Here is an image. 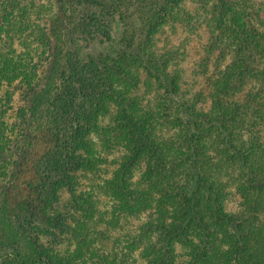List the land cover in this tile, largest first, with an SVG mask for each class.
I'll list each match as a JSON object with an SVG mask.
<instances>
[{
	"label": "trees",
	"instance_id": "obj_1",
	"mask_svg": "<svg viewBox=\"0 0 264 264\" xmlns=\"http://www.w3.org/2000/svg\"><path fill=\"white\" fill-rule=\"evenodd\" d=\"M185 1H68L75 11L70 28L73 47L65 54L59 87L47 101L45 122L0 198V264H95L91 254L61 258L50 252L36 223L52 236L70 230L67 214L49 212L61 188L71 192L75 208L91 213L87 194L76 192L73 173L95 164L97 149L90 132H96L104 148L111 147L106 136L111 130L97 123L110 103L118 108L114 129L128 156L106 181V193L117 200L121 213L155 209L130 236L124 254L138 248L147 264H176L179 243L189 257L185 264H264V149L251 135V106L227 100L248 75L242 47L217 73L207 112L196 111L180 98L178 76L169 71L175 52L154 49L156 35ZM22 3H6L0 31L14 21L18 31L28 29V6ZM234 7L232 0H216L218 30ZM219 33L213 35L212 49L220 45ZM36 35L51 52L48 30L38 28ZM94 46H103L104 51L93 54L89 49ZM136 67L164 90L165 100L154 109L142 107L130 95L139 86ZM37 68L4 60L0 86L21 78L22 89L31 98L39 86L34 79ZM29 109L19 110L23 118ZM141 160L146 164L144 188L131 180ZM234 193L241 201L239 209L229 213L225 205Z\"/></svg>",
	"mask_w": 264,
	"mask_h": 264
},
{
	"label": "rangeland",
	"instance_id": "obj_2",
	"mask_svg": "<svg viewBox=\"0 0 264 264\" xmlns=\"http://www.w3.org/2000/svg\"><path fill=\"white\" fill-rule=\"evenodd\" d=\"M10 0H0V25L3 24L5 5ZM28 6L29 26L24 32L17 29V23L0 31V66L4 60L20 61L31 70L38 68L34 75L39 82L35 94L28 98L22 89L21 78L12 84L0 86V198L17 176L18 166L30 149L32 138L38 126L45 122L47 101L57 91L59 72L65 65V54L73 47L70 28L74 9L69 0H22ZM207 2V5L205 4ZM186 0L182 8L171 16L156 35L154 49L158 53L172 50L169 71L178 76L180 98L196 111L207 112L211 107L213 81L217 73L232 62L239 47L243 49L248 70L239 90L230 95L228 102H238L248 108L250 120L254 122L251 135L258 138L264 149V0H232L234 9L222 30L215 27L214 4L216 0ZM136 26V21H133ZM138 26V25H137ZM45 27L52 38V51L47 52L36 39L37 29ZM220 35V45L215 49L213 35ZM89 51L97 54L103 46H94ZM139 86L132 90L144 108H155L165 100L164 90L154 77L142 67H136ZM25 96H24V95ZM30 108L26 118L19 110ZM118 108L110 103L100 114L97 123L111 130L106 134L111 147L104 148L103 140L90 132L88 137L97 149L93 168L73 173L76 178V192L85 193L91 203V213L72 205V195L67 188L59 190L58 200L49 208L50 213L63 212L68 215L70 230L66 233L50 235L42 223H36L41 242L52 253L61 258L72 254L94 256L92 262L105 264H147L148 259L136 248L124 254L130 236L139 231L149 220L155 209H147L140 214L121 213L117 200L106 193L105 183L128 156L122 145L119 131L114 129ZM144 160L134 169L132 183L144 188ZM240 196L232 194L225 205L229 213L239 209ZM39 222V221H37ZM176 264H185L189 259L186 249L175 245ZM128 255V257L126 256ZM128 258L125 263L123 260ZM90 263V262H89Z\"/></svg>",
	"mask_w": 264,
	"mask_h": 264
}]
</instances>
